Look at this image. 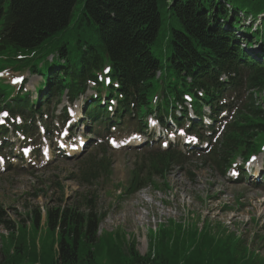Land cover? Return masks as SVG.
Returning a JSON list of instances; mask_svg holds the SVG:
<instances>
[{
    "label": "trees",
    "instance_id": "16d2710c",
    "mask_svg": "<svg viewBox=\"0 0 264 264\" xmlns=\"http://www.w3.org/2000/svg\"><path fill=\"white\" fill-rule=\"evenodd\" d=\"M227 3L233 6V12ZM77 7L82 8L81 18L68 39L62 42L61 55L80 50L73 69L80 74L86 71V75L93 74V67L97 72L102 61L108 60L113 73L122 77L119 79L124 88L132 84V88L142 92L140 104L143 109L156 94L164 95L162 100L166 105H174L183 93L190 92V88H208L212 79L217 78V72L241 64L239 62L245 63L252 69L248 83L255 96L248 104V111L231 123L225 144L230 149L225 153L232 155L243 146L249 152L259 149L264 140V108L256 99L263 91L264 71L245 55L234 30L226 32L227 39L216 33L221 24L235 23V27L245 29L242 16L264 15V0H0V55L9 54L11 62L15 57L16 63L28 64L27 67L34 71L47 53L46 42L50 37L76 23L77 18L72 17L73 9ZM231 16L235 21L230 23ZM251 35L264 40V30L251 32ZM74 40L78 42L73 44ZM7 62L0 61V67L6 66ZM158 71H161V83L157 78ZM172 156L171 151H167L151 162L146 174L147 183L153 182L154 176L163 174L162 171L171 165ZM140 177V172L135 171L126 189L128 195L136 191ZM95 211L96 207L92 205L86 211L80 207L62 209L60 206L47 210L49 230L58 231L61 264H208L207 256L215 254L221 256L224 263L230 260L218 247L220 238L216 240L205 228L200 230L199 238L198 228L186 236L182 233L183 225L174 219L170 220L169 226L160 229L159 234L164 238L168 236L159 242L160 251L150 250L146 256H140L133 242L128 251L122 252L120 249L124 247L119 243L118 232L100 236L104 215ZM27 217L33 232L37 233L42 217L40 207L32 208ZM0 222L6 223L8 230L14 227L11 221L2 217L1 209ZM173 232L176 242L170 244ZM11 233L14 235L15 230ZM21 233L13 239L17 251L11 254L7 264H16L25 252L36 249L34 237H27L26 223L21 225L18 235ZM152 233L159 236L156 231ZM104 251L107 257L96 260L87 255L91 252L102 255ZM116 253L121 255L118 260L114 258ZM30 257L34 260L36 254L32 253ZM84 259L90 263H85ZM28 261L31 264V260Z\"/></svg>",
    "mask_w": 264,
    "mask_h": 264
},
{
    "label": "rangeland",
    "instance_id": "374dc122",
    "mask_svg": "<svg viewBox=\"0 0 264 264\" xmlns=\"http://www.w3.org/2000/svg\"><path fill=\"white\" fill-rule=\"evenodd\" d=\"M81 10L79 7L73 9L72 19L77 20L69 28L77 25ZM230 11H233L231 6ZM228 21L234 22V17L231 16ZM246 23H250L249 19ZM258 23L252 25L253 33L259 32L261 26ZM234 24H221L217 36L222 35L227 39L226 32L234 30L237 38L254 45L253 52L264 54V41L260 37L251 38L246 29ZM164 27L167 29L168 25ZM241 48L243 50L244 47ZM1 88L9 94L13 90L2 83ZM261 90L263 92L260 91L259 96L262 97L264 87ZM247 97L245 101L249 100ZM187 157L184 164L168 172L165 182L170 187L162 184V178H157L161 184L154 189L146 185L144 175V188L132 195H128L126 189L133 173L146 166L147 157L129 149L102 147L100 143L88 144L78 156L55 158L43 168L29 166L24 170L0 173L2 217L14 226L8 230L6 223L0 222V262L9 256H4L3 244L7 252L14 245L13 239L22 235L17 233L20 232L18 225L27 223V237L32 234L30 218L27 217L32 208L53 210L59 206L62 209L80 207L86 211L92 205L96 207L95 212L100 211L99 214L104 215L100 233L108 236L118 232L119 243L124 247L120 249L122 252L128 251L133 240L135 250L142 255L148 251V241H152V248L155 249L164 237L162 234L156 236L151 230L159 232L174 219L186 227L182 232L186 236L196 228H205L216 240L220 238L218 247L224 250L225 258L230 259L227 264H239L241 259L251 264H264V190L244 181L228 182L222 170L203 156ZM260 159L258 155V160L253 164ZM91 169H95L101 177L87 182L84 178ZM45 216L46 212H43V232L44 225L48 224ZM172 227L175 225L172 224ZM12 230H15L14 235ZM53 234H48L46 238L54 240L56 233ZM36 236L37 233L33 234L34 239ZM164 239H168V236ZM157 248L159 250L161 245L158 244ZM119 257V253L114 254L115 260Z\"/></svg>",
    "mask_w": 264,
    "mask_h": 264
},
{
    "label": "bare ground",
    "instance_id": "6f19581e",
    "mask_svg": "<svg viewBox=\"0 0 264 264\" xmlns=\"http://www.w3.org/2000/svg\"><path fill=\"white\" fill-rule=\"evenodd\" d=\"M66 146L69 147V144H66ZM71 148H79V147L76 145H73Z\"/></svg>",
    "mask_w": 264,
    "mask_h": 264
}]
</instances>
